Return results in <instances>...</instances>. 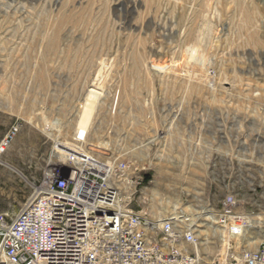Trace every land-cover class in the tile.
Segmentation results:
<instances>
[{
  "label": "rangeland",
  "instance_id": "1",
  "mask_svg": "<svg viewBox=\"0 0 264 264\" xmlns=\"http://www.w3.org/2000/svg\"><path fill=\"white\" fill-rule=\"evenodd\" d=\"M12 129L0 151L8 216L86 131L150 167L153 216H211L232 195L247 222L261 219L264 0H0V144ZM202 230L208 263L215 238Z\"/></svg>",
  "mask_w": 264,
  "mask_h": 264
},
{
  "label": "built area",
  "instance_id": "2",
  "mask_svg": "<svg viewBox=\"0 0 264 264\" xmlns=\"http://www.w3.org/2000/svg\"><path fill=\"white\" fill-rule=\"evenodd\" d=\"M57 156L21 209L0 213V264H264V226L250 229L234 196L209 218L177 207L156 217L149 166L96 147L86 131ZM206 227L215 252L202 263Z\"/></svg>",
  "mask_w": 264,
  "mask_h": 264
},
{
  "label": "bare ground",
  "instance_id": "3",
  "mask_svg": "<svg viewBox=\"0 0 264 264\" xmlns=\"http://www.w3.org/2000/svg\"><path fill=\"white\" fill-rule=\"evenodd\" d=\"M155 69H156V71H157V69L158 70H162V68H160V67H157V66H155L154 67ZM5 146H6V144H5ZM69 148H71V147H64V148H58L57 150H56V152L58 153V152H61V151H66L67 149H69ZM175 209H177L176 207H174L173 208V210H175ZM172 210V211H173ZM206 213H208V211H202V212H200L198 215H196V217L197 216H199V217H204V218H209L210 217V214H206ZM206 214V215H205ZM263 218V219H262ZM261 219H249L248 218V227H250V229L251 228H255L260 234H262L263 235V230H261V228H263V226H264V217H262ZM246 220H247V217H246ZM206 247V246H205ZM204 247V248H205Z\"/></svg>",
  "mask_w": 264,
  "mask_h": 264
},
{
  "label": "crops",
  "instance_id": "4",
  "mask_svg": "<svg viewBox=\"0 0 264 264\" xmlns=\"http://www.w3.org/2000/svg\"><path fill=\"white\" fill-rule=\"evenodd\" d=\"M199 185H207L208 188L210 187V180H209V174L206 173V176H204L202 173H200V177L198 179ZM210 189V188H209Z\"/></svg>",
  "mask_w": 264,
  "mask_h": 264
},
{
  "label": "trees",
  "instance_id": "5",
  "mask_svg": "<svg viewBox=\"0 0 264 264\" xmlns=\"http://www.w3.org/2000/svg\"><path fill=\"white\" fill-rule=\"evenodd\" d=\"M148 179V177H146V180Z\"/></svg>",
  "mask_w": 264,
  "mask_h": 264
}]
</instances>
